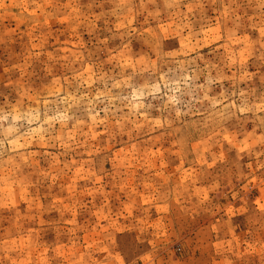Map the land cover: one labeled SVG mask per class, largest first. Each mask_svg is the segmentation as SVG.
<instances>
[{
	"label": "rangeland",
	"instance_id": "1",
	"mask_svg": "<svg viewBox=\"0 0 264 264\" xmlns=\"http://www.w3.org/2000/svg\"><path fill=\"white\" fill-rule=\"evenodd\" d=\"M0 264H264V0H0Z\"/></svg>",
	"mask_w": 264,
	"mask_h": 264
}]
</instances>
